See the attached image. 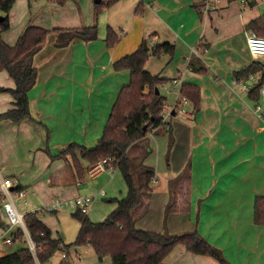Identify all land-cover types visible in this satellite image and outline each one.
<instances>
[{
	"label": "crops",
	"instance_id": "1",
	"mask_svg": "<svg viewBox=\"0 0 264 264\" xmlns=\"http://www.w3.org/2000/svg\"><path fill=\"white\" fill-rule=\"evenodd\" d=\"M47 4L51 11L57 7L51 16L52 26L46 28L49 32L44 44L27 58L37 70L28 91L30 117L18 123L0 120V175L20 185L26 202L31 203L27 208L23 205L18 208L37 212L52 237L73 243L47 224L44 210L57 211L63 202L72 203L79 195L103 191L98 186L106 181V172L91 176L90 166L82 161L84 177L77 180L69 166V157L55 155L72 141L93 147L101 136L119 89L130 78L128 69L114 70L113 61L141 45L145 44L151 53L155 43L168 42L174 47L173 54L150 55L145 70L168 82L178 77L181 84L197 85L200 103L194 112L189 102L185 121H174L175 103L167 108L169 99L165 95L164 107L169 114H163V124L127 148L131 167L141 166L144 172L152 170L154 183L157 181L155 163L152 164L155 159L163 177L154 191L141 189V203L134 211L135 226L142 227L140 219L148 215L155 195H160L161 209L156 221L166 224V232L197 229L230 264H264V226L253 222L254 198L264 196V118L247 97L248 88L259 72L240 83L232 75L253 60L264 59L250 54L246 34L252 31L245 26L263 13L264 0H114L97 14L93 13V17L91 12L86 15L76 13L75 9L58 10L68 4L59 6L52 1ZM11 9L9 26L14 24V29L11 34L7 31L1 36L12 45L28 24H38L26 12L14 22L9 16ZM92 23L97 27L96 39L83 40L72 31ZM108 27L119 37L111 47L104 40ZM55 28L62 29L54 31ZM168 82L160 88H165ZM0 87H14L4 70H0ZM11 105V94L0 91V112ZM184 155L201 156L204 159L201 166L206 161L214 175L231 178L223 180V185L211 178L203 188V184L198 185L204 179L203 174L196 175L197 166L192 161L193 165L188 167ZM108 173L113 176L112 172ZM233 177L238 180L232 181ZM90 178L97 180L94 190L86 185ZM56 200L61 201L60 206L45 208ZM186 206L193 208L195 218L187 213L189 220L182 223L177 213ZM209 207L212 210L205 215V208ZM219 208H224L222 214L226 213V217L214 213ZM16 229L9 225L0 203V256L9 253L8 249L16 242L26 246L24 238H16ZM6 237L12 241L5 243ZM81 253L93 263L99 256L90 245H71L56 251L48 260L51 264H80L84 261ZM174 253H179L180 260L186 264L192 260L214 262L209 255L192 253L178 244L166 257L167 264ZM101 257L94 264L109 256Z\"/></svg>",
	"mask_w": 264,
	"mask_h": 264
},
{
	"label": "trees",
	"instance_id": "2",
	"mask_svg": "<svg viewBox=\"0 0 264 264\" xmlns=\"http://www.w3.org/2000/svg\"><path fill=\"white\" fill-rule=\"evenodd\" d=\"M15 0H0V11L4 13L0 18V70H4L12 78L14 87H0L1 92H9L12 105L0 112L1 119H9L15 123L30 117L28 91L35 80L37 70L30 59L23 58L35 53L45 42L48 29L38 25L28 24L18 36L14 44H8L1 33L9 27L8 12ZM63 4L65 0H50ZM108 2L94 3L96 14L106 7ZM140 8V5L138 6ZM246 28L264 37V11L260 16L250 20ZM54 31H60L55 28ZM74 34L83 40L96 39V25L73 29ZM106 45L111 47L119 37L108 27L105 35ZM174 47L168 42L155 43L151 53L139 46L133 52L126 54L112 63L114 70L128 69L129 82L123 85L111 106L103 131L93 147H87L77 142H69L55 156L69 157L68 162L74 177L82 180L84 166L93 165L103 157H112L114 167L118 168L126 184V195L113 198L115 207L102 221L91 220L78 208L72 215L80 222L78 233L73 243H64L61 238L51 236L49 227L41 220L37 212L30 211L24 215V222L31 239L39 246L36 255L44 262L58 250H66L71 245H90L100 256H109L112 264H167L166 257L174 246L181 244L188 251L209 255L216 258L220 264H230L219 249L209 243L197 229L179 233L159 232L138 228L135 226L134 211L141 203V188L132 174V167L126 150L129 146L144 137L152 128L163 124V108L166 96L160 87L168 79L152 74L145 70L144 64L150 55L159 56L161 53L172 55ZM192 63V62H191ZM192 67V64H191ZM205 72V69H197ZM255 72H259L247 91L250 100H259L260 89L264 85V59L253 60L240 70L233 71L234 81L246 82ZM158 89V92H156ZM181 93L191 102L194 112L199 108L200 92L195 84L183 82ZM255 109V107H254ZM264 118V113L260 114ZM146 190L150 191V183L154 179L152 170H145ZM14 190H22L15 185ZM253 222L264 226V196L257 195L253 203ZM22 239V230H17ZM0 264H37L27 246L0 256Z\"/></svg>",
	"mask_w": 264,
	"mask_h": 264
},
{
	"label": "rangeland",
	"instance_id": "3",
	"mask_svg": "<svg viewBox=\"0 0 264 264\" xmlns=\"http://www.w3.org/2000/svg\"><path fill=\"white\" fill-rule=\"evenodd\" d=\"M47 2L51 3V1H49V0H29V1H27V0H15L13 5H12V9L10 11L9 16L15 22V20H17L16 17L19 18L21 16V14H23V12H26L29 19L30 20L32 19L33 22H35L34 24H38L40 26L43 25L42 27H44V28H50L52 26L51 25L52 24L51 23V16L53 14V11L57 7L52 8V11H51ZM63 4L64 5L68 4V5L65 7V9L58 8V10H68V9L73 10V9H75L76 13L86 14V15H88L87 13L91 12L92 17H93V13H95V6H94V3L92 2V0H69V1L66 0ZM63 4H59V6H62ZM1 13L2 12L0 11V16H1ZM33 16H34V19L32 18ZM91 25H94V23H92ZM65 27H62V28L65 29ZM67 27H69V26H67ZM62 28H59V29H62ZM13 29H14V24L13 25L10 24V26L6 30H4L3 32L6 33L8 31L11 34V31H13ZM12 33L15 34V32H12ZM27 58H28V56L24 57L23 61H25V62L28 61ZM2 73H5V72H2ZM160 89H161L160 90L161 93H163V95H166L167 99H169L168 100L169 103H167V108H169V106L171 104H173V102L174 103L176 102V99L178 96V86L174 85L172 83V80L171 81L169 80L166 87L165 88L163 87ZM256 103H258V100H252V104L254 105V107H255ZM178 105L182 106L181 104H178ZM188 105H189V103L184 104L182 106L184 108V110H188V107H187ZM167 108H165V107L163 108V112H162L163 114L169 113V112H167V111H169ZM173 119H174V121H185L186 114L176 112L173 115ZM184 156L186 159L185 164L187 162L188 165L187 164L186 165L188 167L190 164L193 165L192 161H194V166L195 165L197 166V174L196 175H199V174L201 175V173L203 174V177H204L203 181L198 183V185L203 184V188H206V186H208V183H210L211 178L216 180V181L219 180V182H222L221 183L222 185H223V180L231 178V177H226V176H221V175H214L212 172V169H210L208 167L206 161L201 166L202 161H204V159L201 158V156L194 157V158L192 155H184ZM205 157L207 158L208 155H205ZM153 163H155V165H153V167L156 171L157 181L154 183L151 182L150 185H151L152 191H154V189H156L160 186V183L163 179V177H161L159 174V168L156 167L155 159L152 161V164ZM192 165L190 166L191 169H193ZM189 170H190V168H189ZM104 172H106V173H104ZM131 172L134 175L136 182L139 183V186L141 187V189L146 190L145 173L143 171V167L138 166L136 168L133 166ZM103 173H104V175H106V181L103 184H100L98 186V187H100L98 190L102 189L106 194L102 197L97 195L91 204L90 210L87 213H85L91 220H94V221H102L107 216V214L112 210V208L115 206V202H114V200H111V199L122 198L126 195V192H127L125 181H124V179H123L118 168L113 169V171H112L113 176L112 177H110L108 171H103ZM199 176H197V177H199ZM98 180L101 182L104 181L103 178H98ZM236 180H238V178L233 177L232 181H236ZM86 185L89 187V190H94L97 188L98 183H97V180L92 181V179H91V181H89L88 184H86ZM94 193L95 192H93L92 194H94ZM143 193H145V191ZM159 197H160V195H158V196L155 195V199L152 201V204H151V209L149 207V209H150V210H148L149 213L147 212L148 215H146L145 218L140 219L139 224H140V226H142L141 228L148 229V230L163 231V232L166 231V226H165L166 224L161 223V222L157 223V221H156V220H158L157 214L159 213V211L161 209V207L159 205V202H160ZM63 203L60 207L56 208L57 211H53V210L45 211L44 210L46 222H47V224H49L50 227H52L53 230L58 229L61 234L62 233H63V235L65 234L64 237L66 238V240L74 242L76 235L78 233V220L76 217H74L72 215V213L74 212V209L70 206V204H71L70 201L66 202V204H63ZM16 204H17V206L23 205L24 208L31 206V203L29 201L26 202V204H23L22 202L18 201ZM45 206H46L45 208L47 209L48 205H45ZM52 208L53 207L50 206V209H52ZM210 210H212L210 207L205 208L204 214L206 215L207 212H210ZM177 211L175 213H177ZM192 211H193L192 207L188 208L186 206V208L181 210L180 213H177V215L180 216V218H177V219H180L182 221V223H187V221L189 220L187 213L188 214L190 213L192 217H194V215H195V213H192ZM223 212H224V208H219V209H216L214 211V213H216V214L221 213V215H223L222 214ZM196 213H198L197 209H196ZM173 217H175V216H173ZM221 217H226V213ZM180 225H177V226H180ZM177 226H174L173 228H178ZM21 246H24L23 242H16L13 244L11 249H8V250H10L8 252H13V251L21 248ZM87 246L88 245H86V247ZM80 252H82V251H80ZM81 255H82V257H84V261L80 262V264H94L97 261L96 259L98 257V256L95 257L96 259L93 263V261L89 260V258L86 257V254L81 253ZM209 258L212 259V261H214V262H210V264H216V263L220 264L216 258H214L212 256H209ZM182 259H184V258H182ZM190 262H191V264H204L203 261H199V260H192ZM99 264H112V263L110 261V257H106L105 260L99 262ZM168 264H186V263H184V260H182V261L180 260V254L179 253H174L170 256Z\"/></svg>",
	"mask_w": 264,
	"mask_h": 264
},
{
	"label": "built area",
	"instance_id": "4",
	"mask_svg": "<svg viewBox=\"0 0 264 264\" xmlns=\"http://www.w3.org/2000/svg\"><path fill=\"white\" fill-rule=\"evenodd\" d=\"M246 43L248 46V50L252 56L261 57V58L264 57L263 36H259L254 32H248L246 34ZM172 83L178 86V96L172 109L174 113L180 112L182 114L187 115L188 114L187 110H184L182 106L184 104L189 103V100L181 93L180 90L181 83L179 81V78L174 77L172 79ZM178 104H181L182 106H179ZM255 111L258 114L264 113V85L260 89V98L258 100V103H256L255 105ZM114 160L115 159L112 157H103L99 159L96 163H94L88 168L89 174L93 176L94 174L102 171L112 172L114 169V165H113ZM14 188H15V182L12 180V178L0 175V203L5 212V215L8 218L9 225L11 227L17 228L16 233L18 229L22 230L21 237L22 239L24 238L26 240V246L31 251L35 259V262L37 264H51L49 260L44 262L39 261L36 255V249L39 245L31 239L24 222V215L30 211L23 212L18 208L16 204L18 201L22 202L23 204H26L25 192L23 190H14ZM104 194H105L104 191H100L99 193L96 194L79 195L72 201L71 204L75 208H78L81 212L87 213L91 208V204L94 198L97 195H104ZM60 205H61V201L56 200L52 204V207H58ZM47 209H50V205H48ZM16 233L15 236L16 238H18L19 235H17ZM11 241L12 240L10 237H6L4 239L5 243H10ZM63 257H65V254H63Z\"/></svg>",
	"mask_w": 264,
	"mask_h": 264
},
{
	"label": "water",
	"instance_id": "5",
	"mask_svg": "<svg viewBox=\"0 0 264 264\" xmlns=\"http://www.w3.org/2000/svg\"><path fill=\"white\" fill-rule=\"evenodd\" d=\"M93 1H94L95 3H98V2H100L101 0H93ZM144 47L147 49V47L145 46V44H144ZM156 92H158V89H156ZM98 258L101 259L102 257L99 255Z\"/></svg>",
	"mask_w": 264,
	"mask_h": 264
}]
</instances>
